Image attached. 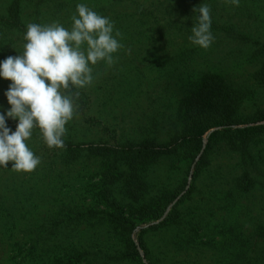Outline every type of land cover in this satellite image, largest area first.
Wrapping results in <instances>:
<instances>
[{
    "label": "rangeland",
    "instance_id": "374dc122",
    "mask_svg": "<svg viewBox=\"0 0 264 264\" xmlns=\"http://www.w3.org/2000/svg\"><path fill=\"white\" fill-rule=\"evenodd\" d=\"M35 2L36 0H30L28 3L33 5ZM204 2L210 5L211 20L215 19L226 27L233 25L242 35L250 37L251 43L232 41L225 37L227 33L216 31L215 40L209 48L195 46L189 40H183L181 32L177 31L178 35L171 33L173 30L170 28L177 26L175 22H169L167 27H163V13L159 14L160 8L156 9L164 3L168 9L164 8L165 18L168 14L170 18L176 16V20H179L182 13L192 17V4L196 8ZM77 4H85L98 14L111 18L115 22L114 31L119 30L122 34V38L118 39L124 47L114 54L113 65L101 61L93 66L95 80L91 86L79 90L77 114L66 124L65 142L82 148L89 145L115 147L119 143L151 137L164 145L180 129L181 103L184 105L196 92L200 76L208 73L225 77L240 88L237 89L243 93L237 115L240 120H247L254 111L264 109V87L251 81L249 77L255 69L249 61L252 57V44H264V0H240L239 6L226 3V0H55L53 9L45 6L40 9L39 15L36 14L38 24L59 21L70 30L71 17L76 14ZM3 7L1 2L0 15L3 14ZM100 7L103 9L101 12L98 11ZM32 11V7L26 5V15ZM30 19L28 17V22ZM28 24L24 23V26L17 29L0 24V62L9 56L23 53ZM188 25H193V22L189 21ZM168 31L171 33L168 43H164V38L157 39ZM11 83L12 81L0 76V114L5 115L7 126L15 132L19 121L7 118L11 105L5 95ZM210 132L203 136L200 153L204 150ZM26 144L35 155L42 158V163L31 173L11 170V161L8 168L0 166V226L3 224L8 229L11 226L9 224L15 221L17 230H21L25 225H39L38 222H43L42 218L45 217L46 233L51 237L50 244L61 245L52 251V255L59 258L55 264H87L77 257L70 259L69 247L84 250L85 245L77 247L78 239H89V245H93L92 243H96L95 239L98 242L102 238H108L112 228L100 219L106 212L104 207L94 204L91 198V189L101 181L100 171L97 175L91 172L99 166L88 161L83 153L79 159L82 163L75 167L67 166V153H63L61 149H49L39 128L33 130ZM228 150L227 143L222 141L212 147L209 152L210 168L195 186L197 195L191 199L193 202H185L181 206L184 215L189 216L191 209L197 207L202 212L203 209L209 210L214 204L211 200L213 194L218 205L223 204V192L229 193L230 186L224 184L221 175L227 177L230 173H238L234 166L236 159ZM253 151L258 169L264 172V166L259 167L260 162L264 163V141L259 142ZM198 158L199 155L194 159L190 149H179L170 158H163L159 166H154L156 174L152 173L151 179L160 175L170 187H177L186 179V185L167 206L159 220L132 228L131 239L136 246L140 264H148V261L139 247L138 238L149 239L148 237L153 236L142 231L160 225L177 201L189 191L193 183L194 164ZM262 183L245 199H233L240 207L249 208L247 217L252 219L259 215L260 207L264 208V179ZM151 185L148 178L146 186L149 191H154L155 189H149ZM201 197L206 203L202 204ZM116 198L117 201L121 200L118 196ZM91 209L94 212H90ZM240 215L232 213L229 217L235 220L234 217L239 219ZM190 217L193 221L198 220L191 214ZM227 217L228 215L217 211L213 219L221 222L228 220ZM248 225L246 224V228L243 225L244 233L251 232L252 226ZM165 229L153 233L161 235ZM174 231L170 238L173 241V238L178 237ZM212 237L207 240L209 244L196 252L177 253L176 261L180 264H228L226 258L230 254L223 251L224 243L228 240L220 233L213 240ZM239 237L241 239L243 235ZM228 245L230 244L227 243V247ZM234 246V250L238 252V243H234ZM69 260L72 262L69 263ZM0 264L10 262L0 255Z\"/></svg>",
    "mask_w": 264,
    "mask_h": 264
},
{
    "label": "trees",
    "instance_id": "16d2710c",
    "mask_svg": "<svg viewBox=\"0 0 264 264\" xmlns=\"http://www.w3.org/2000/svg\"><path fill=\"white\" fill-rule=\"evenodd\" d=\"M1 2L4 4V9L3 14L0 15V24L17 29L24 26V23H39L36 14L39 15L40 9L45 6L53 9L55 0H36L33 5L28 3L30 0H2ZM26 5H30L33 10L27 15ZM191 7L194 9V4ZM157 8H160L159 14L163 13L161 21L163 27H167L168 23L173 21L177 26L170 28L173 30L171 33L178 35L177 31L181 32L183 40H189L188 37L192 34L191 28L196 23L198 15L192 10V17L182 13L178 17L179 20H176V16L172 19L168 14L165 18L164 3ZM102 10L101 7L98 9L99 12ZM28 17L31 18L30 22L27 20ZM189 21H192L193 25H188ZM216 31L227 33L225 37L232 41L251 43L250 37L242 35L233 28V25L226 27L213 19L211 32L214 35ZM164 33L157 39L164 38L166 41L164 43H168L171 33L169 31ZM252 48V57L249 61L255 69L249 77L251 81L264 87V44L253 42ZM200 77L196 92L185 101L184 105L181 103L179 131L164 145L151 137L140 141L119 143L115 147L89 145L82 148L65 142L66 147L61 151L67 153V166L75 167L82 163L83 161L79 160L82 153L86 155L88 161H93L99 166L91 172L93 175L101 172V181L97 182L90 191L91 198L94 204L104 207L106 212L100 219L112 227L108 238H102L98 242V239H95V244L90 242L93 245H89V239H78L77 247L85 245L84 250L70 246V259L77 257L87 264H140L136 246L131 239L132 228L159 220L167 206L184 190L186 185V179H184L179 186L170 187L160 175L153 176L152 179L150 175L156 174L155 165L159 166L163 158H170L179 149H190L194 159L198 155L199 158L194 164L193 183L189 191L177 201L160 225L142 231L153 236L148 237L149 239L138 238L139 247L144 251L148 264H180L176 261L177 253L196 252L200 247L209 244L207 241L209 237L213 236V240L218 233L224 234L228 240L224 243L225 250H223L227 255L230 254V257L226 256L228 264H264V208L260 207L259 215L256 219H252L247 217L248 207H240L233 201L237 197L241 200L245 199L256 191L258 185L263 184L264 172L258 169L253 150L259 142L264 141V109L254 111L247 120H240L237 115L243 93L237 90L240 88L234 84L235 82L209 73ZM209 131L211 132L207 135V143L200 153L203 136ZM219 141L227 143L229 148L227 152L233 153L236 159L234 166L238 169V173L233 175L230 173L227 177L221 175L224 184L230 186L229 193L223 192V204L218 205L217 198L213 194L211 200L214 204L209 210L203 209L202 212L199 207L191 209L190 214L198 219L193 221L190 214L184 215L181 206L185 202H193L191 199L197 195L196 183L210 168L209 152ZM261 166H264V163L260 162L259 167ZM148 178L149 183L152 184L149 189L156 191L148 190L146 186ZM218 180H220L219 177ZM116 196L121 200L117 201ZM201 200L202 204L206 203L205 199ZM217 211L228 215V220L215 221ZM90 212H94V209ZM232 213L241 214L240 218L234 217L235 220H231L229 216ZM42 219L44 221L41 223L39 221V225L36 224L34 227L25 225L21 230H17L15 221L9 224L11 226H8V229L1 224L0 255L4 256L10 264H55L59 258H55L52 251L57 250L61 245L50 244L51 237L46 233L45 217ZM241 223L245 228L246 224H251V232L244 233V226ZM162 228L166 229L161 232V235H154L153 232H158ZM171 230L175 232V236H178L173 238L175 241L170 239L174 234ZM241 235L243 238L240 239ZM227 243L230 244L228 247ZM234 243L239 245L238 252L234 250ZM236 252L237 254H233ZM239 254L240 258H238Z\"/></svg>",
    "mask_w": 264,
    "mask_h": 264
},
{
    "label": "clouds",
    "instance_id": "9594fccd",
    "mask_svg": "<svg viewBox=\"0 0 264 264\" xmlns=\"http://www.w3.org/2000/svg\"><path fill=\"white\" fill-rule=\"evenodd\" d=\"M240 0H226L239 6ZM199 13L191 28L189 41L207 49L214 42L211 8L207 3L193 9ZM66 29L59 21L29 23L24 35L23 53L0 62V76L12 81L5 93L11 108L7 118L18 120L13 132L0 114V166L18 173H31L42 163L26 144L35 128L49 149L66 147V124L74 119L80 89L93 84V66L115 63L114 54L124 45L115 22L85 4L76 5ZM86 45V47H85ZM73 89H76L73 91Z\"/></svg>",
    "mask_w": 264,
    "mask_h": 264
}]
</instances>
